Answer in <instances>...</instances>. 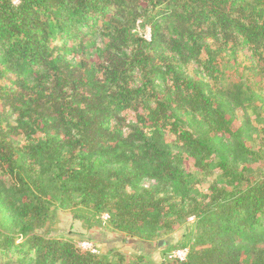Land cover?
<instances>
[{"label": "trees", "instance_id": "obj_1", "mask_svg": "<svg viewBox=\"0 0 264 264\" xmlns=\"http://www.w3.org/2000/svg\"><path fill=\"white\" fill-rule=\"evenodd\" d=\"M229 46L252 51L264 78V0H0V264L143 263L39 234L53 207L107 215L150 245L194 218L186 258L159 264H264L251 121L264 123V96L214 92ZM88 51L96 62L77 60ZM215 170L203 194L199 175Z\"/></svg>", "mask_w": 264, "mask_h": 264}, {"label": "rangeland", "instance_id": "obj_2", "mask_svg": "<svg viewBox=\"0 0 264 264\" xmlns=\"http://www.w3.org/2000/svg\"><path fill=\"white\" fill-rule=\"evenodd\" d=\"M82 31H86L83 28ZM135 34L143 39L151 38V29L145 22L139 21L134 29ZM213 48H217L212 41H209ZM226 51L221 52L217 59V67L219 69V78L217 82H208L215 93L232 94L238 88L250 87L256 93L264 96V78L262 77V69L260 62L252 51L246 48L237 49L236 53L227 47ZM75 56V55H74ZM73 55H69L68 59H73ZM76 58V57H75ZM206 58V55H203ZM83 60L86 64H93L98 60L97 56H92L88 53H81L77 60ZM185 74L191 78L199 80L205 79L196 65H189L185 68ZM5 85L11 86L10 82H5ZM140 84V76L134 75V86ZM263 116V112H261ZM237 118L242 119L243 113L241 110L236 112ZM128 121L133 118V114L127 113L124 115ZM251 121L259 131L253 133L252 146L256 150L260 147L264 152V123H259L256 116H251ZM168 142H173L175 137L171 134L166 135ZM18 143H23V138L19 137ZM186 167L189 171L194 172V162L191 159H186ZM264 172V161L257 164ZM218 171H213L208 174L199 175L201 181L198 189L203 194L209 193L210 186L219 176ZM9 182V181H8ZM155 185V182H145V186L150 188ZM53 214L50 220L46 223L43 229L39 230V234H43L48 238L62 239L72 241L75 244L82 240H90L99 251V254L105 255L110 250L120 252L126 258V263L133 261L138 256H143L142 264H159L164 260H173V254L178 251L189 250L195 244L197 235L194 218L188 219L185 223L179 226L176 230L169 233H162L156 238L153 243L145 244L137 239H131L124 234L113 232L107 220V215L96 217L88 210L71 211L68 209L52 208ZM79 215V218L75 216ZM185 253V252H184ZM186 254V253H185Z\"/></svg>", "mask_w": 264, "mask_h": 264}, {"label": "built area", "instance_id": "obj_3", "mask_svg": "<svg viewBox=\"0 0 264 264\" xmlns=\"http://www.w3.org/2000/svg\"><path fill=\"white\" fill-rule=\"evenodd\" d=\"M15 3H17V1H15ZM148 40L150 41L151 38H149ZM107 219H108V216H107ZM79 248L82 249L83 251H89V252H92V253H95V254H99V251H98L97 247L90 241H82V242H80L79 243ZM186 255H187V250L178 251V252H175L173 254V257L176 258V259L184 260L186 258Z\"/></svg>", "mask_w": 264, "mask_h": 264}]
</instances>
